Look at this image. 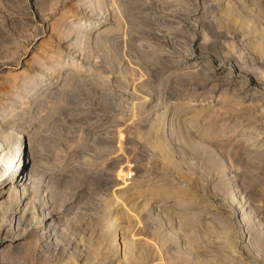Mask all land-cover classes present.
<instances>
[{
  "label": "rangeland",
  "instance_id": "1",
  "mask_svg": "<svg viewBox=\"0 0 264 264\" xmlns=\"http://www.w3.org/2000/svg\"><path fill=\"white\" fill-rule=\"evenodd\" d=\"M132 2L120 21L111 0H0V121L30 137L58 213L0 264H115L136 228L159 247L141 264H264V0ZM124 167L152 191L130 226L111 204Z\"/></svg>",
  "mask_w": 264,
  "mask_h": 264
},
{
  "label": "bare ground",
  "instance_id": "2",
  "mask_svg": "<svg viewBox=\"0 0 264 264\" xmlns=\"http://www.w3.org/2000/svg\"><path fill=\"white\" fill-rule=\"evenodd\" d=\"M111 1L114 5L116 4L120 8L119 9L116 7L117 9H119L118 12L120 14L119 15L120 21L124 20L123 18H124L125 11H127V14L128 12L129 13L131 12L132 15H134V13L136 15V12H135L136 8L134 7L132 0H111ZM90 25H91L90 23L85 24V26H90ZM100 25L102 24L94 25V27H98ZM107 32H109V29H103L102 32H100L98 37L100 36H104V38L108 37ZM223 75L225 77V74L223 73V71L215 70L212 74V77H215V79L218 80ZM139 84H146V82L139 83ZM135 89H137V87ZM151 103H152V100L149 99L148 97L147 98L145 97L139 103V105H143V104L148 105ZM176 113H178L177 110H176ZM168 119L170 118L168 117ZM14 123L0 121V260L2 259L5 253H10L14 249H17L16 247L21 245L23 241H25L28 237H30V234L31 235L34 234L38 236L39 238V235L42 237L47 232L54 231L53 229L56 228L55 220L58 218L57 217L58 213L55 212L54 209L51 208V206L48 204L49 201L47 199L48 195L46 191L44 189H43L44 191L41 190L43 176L45 173V171H42L41 162L38 160L37 156L32 154L30 151L28 153H26L25 151L21 152L23 140H27L30 146L31 139L30 137H26L25 135H22L21 133H19L17 130L18 127L16 128L17 125L16 123L15 124ZM122 143L119 142L118 147L117 148L115 147L116 148L115 151H117L118 149L119 152L117 153V155L114 156L115 160L120 162V164H121V161L124 160L123 159L124 156L122 155V152L120 151L123 149ZM153 145L155 148L161 151H165L166 156L167 154L170 153L169 152L170 147L163 140V138L157 137ZM124 168L125 169L123 170L121 169L120 172H118V176L114 175L115 176L114 177L115 189L113 191V198H111V204L112 205L114 204L113 210L115 211V215L120 216V218H122L123 221L125 220L124 222L128 224L127 226H130L134 224L135 222H137V216L135 215L134 212L130 210V208L128 207V204L130 203L135 204L138 198H140L141 196H145V195H151L152 191L148 188H144L143 185L140 184V182L137 184L133 178L134 174L132 175L130 169H126L127 167H124ZM24 173L25 175H23ZM165 185H168V184H165ZM40 192L42 194H40L41 196L39 197ZM149 204H150L149 200L146 198L143 200V203H141L140 207L144 209V208H147ZM38 206L40 208L41 213H40V222L37 223L35 222V217L37 214L36 211H37ZM131 209L133 208L131 207ZM115 220L118 221L117 219ZM184 222H187L186 218L184 219ZM115 226L116 225L114 223L108 224V226L105 229L107 233L103 234L100 239L102 245H104L105 248L109 247V241L110 243L112 242L113 244V238H111V234ZM114 238H116L118 248L119 250H121V253H122L120 257H117L116 255V257L114 258L113 263L115 264H141V262L139 263L141 258L138 261V256L140 257V255H138L139 253L142 254L145 251L146 252L150 251L151 253H159V251H156L157 247L153 244V242L150 241V239H148L147 237L143 236L141 230H138L137 228L135 229V231H132L131 233L125 230L120 235L117 232L114 235ZM121 243L124 244L125 246L124 249H123V246L121 247ZM75 252H76V249H75Z\"/></svg>",
  "mask_w": 264,
  "mask_h": 264
}]
</instances>
